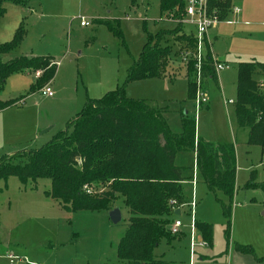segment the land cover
<instances>
[{
	"label": "rangeland",
	"instance_id": "obj_1",
	"mask_svg": "<svg viewBox=\"0 0 264 264\" xmlns=\"http://www.w3.org/2000/svg\"><path fill=\"white\" fill-rule=\"evenodd\" d=\"M242 8L239 16L229 14L232 25L222 23L209 31L213 57L226 61L230 67L219 72L218 87L212 83L207 89L204 87L209 93L208 103L196 108L188 98L187 72L175 52L178 47L168 36L159 43L174 51L166 75L127 80L128 70L139 61L150 38L156 46L158 34L176 27L167 19V13H161L160 0L5 2L0 44H10L18 31H23V39L12 53L44 54L56 62L58 71L49 84L56 94L54 98H47L40 91L30 93L35 74L42 75V70L32 77L23 73L7 79L0 93L2 98L27 97L20 107L0 113V160L40 149L59 131L66 130L88 99L96 100L110 91L124 89L129 98L144 99L151 107L168 110L165 118L173 132L182 131L184 118L193 119L197 136L210 142L234 143L236 148L232 202L223 191L211 192L197 176L194 188L191 181L195 153L188 150L177 154L176 163L185 167L186 179L182 184V206L170 216V221L173 225L178 220L182 227L177 234L170 231V235L161 238L154 251L155 259L169 264H195L206 256V262L201 264H261L264 193L259 188H247V184L264 182V155L259 146L245 144L249 131L238 127L234 110L240 64H264V0L245 1ZM81 18L87 26L81 25ZM107 21L113 22L111 27ZM191 28L186 25L184 30L191 33ZM115 29L120 35H115ZM169 73L175 77L170 79ZM256 78L264 82V75ZM14 162L18 163L19 158ZM107 187L108 184L97 183L89 189L96 193ZM51 188L49 179L30 181L26 186L16 177L0 181V264H11L9 253L20 257L18 264H128L117 257L130 216L120 203L117 209L122 218L113 224L108 212L64 209L47 195ZM222 202L232 206L229 236ZM204 221L213 227L212 240L206 247L197 246L191 260L192 238L197 243L206 242L193 223Z\"/></svg>",
	"mask_w": 264,
	"mask_h": 264
},
{
	"label": "trees",
	"instance_id": "obj_2",
	"mask_svg": "<svg viewBox=\"0 0 264 264\" xmlns=\"http://www.w3.org/2000/svg\"><path fill=\"white\" fill-rule=\"evenodd\" d=\"M0 0V19L5 13ZM211 7L220 11L223 21L231 11V0H210ZM183 0H160L161 13L179 18ZM113 22H106L111 27ZM114 25L117 22L114 21ZM183 25L156 37L157 45L150 43L128 70V81L164 77L171 54V46H160L165 36L177 45V55L193 49L194 35L187 34ZM115 35H120L117 29ZM23 39L18 31L10 44H0V93L13 74L42 70L30 93H36L50 84L58 66L48 56H19L3 61ZM183 64V63H182ZM184 65V64H183ZM187 72L188 98L194 102L197 92L195 62L184 65ZM264 75V64L245 62L239 66L235 118L239 128L249 131L248 145H257L264 155V89L257 76ZM202 88L210 83L218 87L210 54L202 64ZM204 89V90H205ZM27 96L2 100L0 111L18 106ZM164 108H154L144 99L129 98L124 89L108 92L103 97L88 99L79 114L69 121L66 130L59 131L40 149L5 156L0 160V181L16 177L23 185L39 179L51 181L47 195L72 212H111L120 203L128 212L126 233L119 242L117 257L128 264H167L155 259L154 251L164 235H170V216L182 206L184 166L176 163L180 151L195 153L196 176L216 194L223 191L232 202L236 182V151L233 143H211L198 139L196 122L183 120L179 133L173 132L166 121ZM19 158V162L14 160ZM193 168V174L194 169ZM196 178V179H197ZM193 179V175H192ZM108 184L107 189L93 193L87 189L93 184ZM247 188H259L264 193V182L249 183ZM175 202V203H173ZM176 206H172V205ZM226 219V234H230L231 204L221 203ZM175 222V221H174ZM195 229L209 244L213 227L195 222ZM264 264V259H259Z\"/></svg>",
	"mask_w": 264,
	"mask_h": 264
},
{
	"label": "built area",
	"instance_id": "obj_3",
	"mask_svg": "<svg viewBox=\"0 0 264 264\" xmlns=\"http://www.w3.org/2000/svg\"><path fill=\"white\" fill-rule=\"evenodd\" d=\"M184 8L181 14V17L174 18L170 17L168 20L170 22H174L176 25L180 24L183 26H190L194 29V47L193 49H186L181 51L180 60L184 65H187L189 62H195V83L197 86L196 97L194 99V104L196 108L202 107L208 103L209 94L202 88V64L206 59V55L210 54L209 45V31L215 28L219 23L222 22L220 19V12L211 7L210 0H183ZM235 9L234 12H236ZM82 19L81 25L87 26L88 23ZM207 47V49H206ZM211 60L213 62L215 72L218 74L219 72L226 70L229 66L225 63L219 62L218 59H215L212 55H210ZM41 73L37 72L35 74L36 79L40 78ZM260 89H264V82L259 83ZM40 92L43 96L52 97L54 95L52 89L49 84L43 87ZM229 103H233L232 101H228ZM195 181V179H194ZM90 192V189H87ZM175 203V202H173ZM195 206V203L192 204V207ZM195 229V223H193ZM182 224L180 221L176 220L170 228L172 234H177L180 231ZM196 230V229H195ZM207 242L200 241L199 243L195 242L194 238H192L191 243V254H195L194 249L197 246H207ZM7 257L10 259L11 264H18V261L21 260L20 257L15 256L13 254H8Z\"/></svg>",
	"mask_w": 264,
	"mask_h": 264
},
{
	"label": "crops",
	"instance_id": "obj_4",
	"mask_svg": "<svg viewBox=\"0 0 264 264\" xmlns=\"http://www.w3.org/2000/svg\"><path fill=\"white\" fill-rule=\"evenodd\" d=\"M245 1H250V0H231V11L229 12V14L231 13L232 15H234V16H239V15H241L242 13H243V9L244 8H242L244 5H245ZM259 1V0H258ZM235 5V6H234ZM235 9H237V11L236 12H234L235 11ZM220 12V11H219ZM229 14L226 16V18L221 22V23H219V24H222V23H225V24H227V25H232L233 23L232 22H229L228 21V16H229ZM218 24V25H219ZM217 25V26H218ZM216 26V27H217ZM191 29H193V28H191ZM0 30H1V22H0ZM194 29H193V31L191 32V33H187V34H192V35H194ZM210 52V54L213 56V54H212V52L211 51H209ZM41 55H43V56H46V55H44V54H41ZM20 56H27V54H23V55H20ZM17 57H19V56H17V54H15V53H10V54H7V55H3L2 56V60L3 61H8V60H11V59H14V58H17ZM27 57H32V56H27ZM35 57H36V55H35ZM218 61L219 62H222V63H225V64H227L229 67H230V65L226 62V61H223V60H219L218 59ZM54 63H56L55 61H53ZM58 66V65H57ZM227 70V69H226ZM57 71H58V69H57ZM169 71V70H168ZM224 71V70H223ZM222 72V71H221ZM26 74V76H28V77H32V73H28V72H25ZM20 74H23V73H20ZM57 74V73H56ZM170 74V79L172 78V75L175 77V74L174 73H169ZM218 75V84L220 85V83H219V73L217 74ZM35 79H36V77L34 78V81H33V83L35 82ZM218 85V86H219ZM209 94V93H208ZM55 96H56V94H55ZM54 95L52 96V97H48V96H45V97H47V98H54L55 97ZM0 98L2 99V100H5V101H7V100H10V99H4V98H2V96H1V94H0ZM26 99V98H25ZM24 99V100H25ZM226 101H232V100H230V99H228V100H226ZM149 103V102H148ZM15 107H20V106H15ZM12 108V107H11ZM10 110V108H8V109H6V110H4V111H0V113H5V112H7V111H9ZM167 112H168V110H167ZM186 114V113H185ZM196 135H197V133H196ZM197 138L198 139H203L202 137H200V136H197ZM203 140H205V141H207L206 139H203ZM247 141H248V139H247ZM247 141L245 142V144L247 143ZM207 142H210V141H207ZM211 143H221V142H211ZM223 143H225V142H223ZM234 144V143H233ZM248 144V143H247ZM234 146H235V144H234ZM235 151H236V148H235ZM196 167V166H195ZM195 169V168H194ZM196 169L194 170V174H193V179H192V184H193V187L195 188V186H197V183H198V180L196 179ZM194 179H195V181H194ZM178 214H180V212L178 213ZM204 223H207V222H205L204 221ZM197 232V231H196ZM200 238H202V237H200ZM203 239V238H202ZM199 247H206V246H199ZM189 254H191V252L189 253ZM198 254V253H197ZM224 254H227V252H225ZM199 255V254H198ZM201 256V255H200ZM204 258H206L207 259V257L206 256H204V257H201V259L198 261V263H205L206 261H205V259ZM190 259L192 260L193 259V255H190ZM229 259V258H228ZM159 260V259H158ZM190 260V261H191ZM230 260V259H229ZM163 261V260H162ZM165 262V261H164ZM165 263H167V262H165ZM198 263H195V264H198ZM167 264H169V263H167ZM227 264H230L229 263V261L227 262ZM263 264V263H262Z\"/></svg>",
	"mask_w": 264,
	"mask_h": 264
},
{
	"label": "water",
	"instance_id": "obj_5",
	"mask_svg": "<svg viewBox=\"0 0 264 264\" xmlns=\"http://www.w3.org/2000/svg\"><path fill=\"white\" fill-rule=\"evenodd\" d=\"M179 213V211H177V214ZM109 217L110 220L113 224H118L121 221V212L120 209H114L111 212H109Z\"/></svg>",
	"mask_w": 264,
	"mask_h": 264
}]
</instances>
